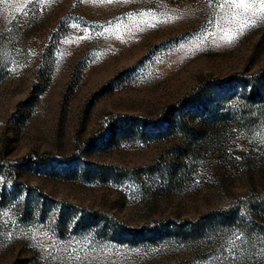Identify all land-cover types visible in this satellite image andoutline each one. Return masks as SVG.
Returning <instances> with one entry per match:
<instances>
[{"label":"rangeland","instance_id":"374dc122","mask_svg":"<svg viewBox=\"0 0 264 264\" xmlns=\"http://www.w3.org/2000/svg\"><path fill=\"white\" fill-rule=\"evenodd\" d=\"M262 5L0 0V264H264Z\"/></svg>","mask_w":264,"mask_h":264},{"label":"trees","instance_id":"16d2710c","mask_svg":"<svg viewBox=\"0 0 264 264\" xmlns=\"http://www.w3.org/2000/svg\"><path fill=\"white\" fill-rule=\"evenodd\" d=\"M239 78H240V80L243 79L242 77H239ZM233 86H234V81H232V82L229 81L228 83L217 81V83H215V87L218 90L216 95H215L217 98L216 100H220V91H219L220 88H223L224 94H225V93L230 92L231 87H233ZM257 90H258L257 87H253L247 95L248 98H252L253 96L257 95L258 94L256 92ZM205 100H207V102ZM205 100H204L205 101L204 104H206V103L209 104V103H212L214 99L206 96ZM192 102H196V100L192 99ZM47 161H48V159H47L46 155L33 154V155L25 156L23 159V164H28V163H32V162H34V163H46ZM121 228H122L121 230H122L123 234H129L132 231V230L127 229L126 227H121Z\"/></svg>","mask_w":264,"mask_h":264},{"label":"snow or ice","instance_id":"6c2138e0","mask_svg":"<svg viewBox=\"0 0 264 264\" xmlns=\"http://www.w3.org/2000/svg\"><path fill=\"white\" fill-rule=\"evenodd\" d=\"M262 7H264V5H262ZM232 39V37H229V40H231Z\"/></svg>","mask_w":264,"mask_h":264}]
</instances>
